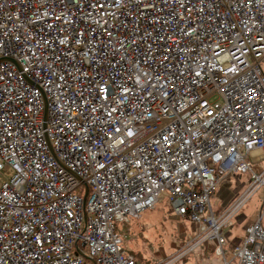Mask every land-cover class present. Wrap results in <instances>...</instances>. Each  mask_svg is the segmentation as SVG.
Returning <instances> with one entry per match:
<instances>
[{"label": "built area", "instance_id": "2783aa9c", "mask_svg": "<svg viewBox=\"0 0 264 264\" xmlns=\"http://www.w3.org/2000/svg\"><path fill=\"white\" fill-rule=\"evenodd\" d=\"M263 61L264 0H0V264H174L207 242L264 264V211L230 251L222 232L264 204ZM162 199L193 243L136 262L117 224Z\"/></svg>", "mask_w": 264, "mask_h": 264}, {"label": "rangeland", "instance_id": "374dc122", "mask_svg": "<svg viewBox=\"0 0 264 264\" xmlns=\"http://www.w3.org/2000/svg\"><path fill=\"white\" fill-rule=\"evenodd\" d=\"M262 67L264 71V61ZM212 102L214 106L220 104L216 98H213ZM257 166L264 169V161L257 163ZM0 180L3 178L0 177ZM250 183L248 175L236 174L228 176L227 180L224 178L209 200L214 215L218 216L229 209L244 195ZM167 208V200L162 199L152 210L144 211L140 217L130 219L127 223L117 224V229L120 230L123 238L122 247L127 255H141L146 262H163L183 252L185 245L193 240V225L187 219L177 218L174 214L168 213L165 211ZM263 211V188H260L235 214L229 226L223 229V234L229 233L227 250H231L235 245L233 242L242 238L244 228L256 221ZM262 223L264 225V218ZM175 263L218 264L219 260L212 245L206 243L201 247H194Z\"/></svg>", "mask_w": 264, "mask_h": 264}, {"label": "crops", "instance_id": "0c3cea01", "mask_svg": "<svg viewBox=\"0 0 264 264\" xmlns=\"http://www.w3.org/2000/svg\"><path fill=\"white\" fill-rule=\"evenodd\" d=\"M247 160L251 163L254 171H256V172L261 171L262 168H260L259 166H257V163H259L260 161H264V151L263 152H253L251 154V156ZM227 179L228 178H226L225 180H227ZM262 225H263V223H262ZM263 227H264V225H263ZM192 231H193V236L192 237H194L196 235V233H197V227L196 226L195 227L193 226L192 227ZM228 235H229V233L226 234L227 237H228ZM240 239H236L233 243L234 244H237L240 241ZM209 244L212 245V247H213V245H215L214 242H207V245H209Z\"/></svg>", "mask_w": 264, "mask_h": 264}, {"label": "trees", "instance_id": "16d2710c", "mask_svg": "<svg viewBox=\"0 0 264 264\" xmlns=\"http://www.w3.org/2000/svg\"><path fill=\"white\" fill-rule=\"evenodd\" d=\"M165 211H167L168 213H171V214H173L170 210H169V208H167V210L165 209ZM177 217V216H176ZM177 218H179V217H177ZM193 225V224H192ZM194 227L196 226V225H193ZM214 247V246H213ZM128 258H130V259H132V260H134V261H136V262H146V260L141 256V255H129L128 254ZM176 264V263H175Z\"/></svg>", "mask_w": 264, "mask_h": 264}, {"label": "bare ground", "instance_id": "6f19581e", "mask_svg": "<svg viewBox=\"0 0 264 264\" xmlns=\"http://www.w3.org/2000/svg\"><path fill=\"white\" fill-rule=\"evenodd\" d=\"M149 210H152V209H149Z\"/></svg>", "mask_w": 264, "mask_h": 264}]
</instances>
